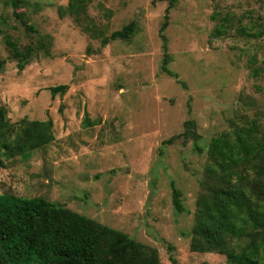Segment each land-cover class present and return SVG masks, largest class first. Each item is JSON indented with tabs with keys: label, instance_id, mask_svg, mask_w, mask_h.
I'll return each instance as SVG.
<instances>
[{
	"label": "rangeland",
	"instance_id": "rangeland-1",
	"mask_svg": "<svg viewBox=\"0 0 264 264\" xmlns=\"http://www.w3.org/2000/svg\"><path fill=\"white\" fill-rule=\"evenodd\" d=\"M68 3L20 0L15 9L0 0V106L14 123L51 117L55 133L28 156L0 155V193L45 198L121 230L156 248L161 264H226L191 251V229L212 138L252 121L264 131V0H176L164 33L177 78L161 68L167 0H91L88 17L103 35L136 25L106 46L64 11ZM5 33L21 48L41 35L51 55L40 51L20 70ZM60 84L69 88L53 95ZM188 119L202 152L191 139L163 143Z\"/></svg>",
	"mask_w": 264,
	"mask_h": 264
},
{
	"label": "trees",
	"instance_id": "trees-1",
	"mask_svg": "<svg viewBox=\"0 0 264 264\" xmlns=\"http://www.w3.org/2000/svg\"><path fill=\"white\" fill-rule=\"evenodd\" d=\"M15 9L20 0H11ZM91 0H69L67 13L83 31L101 37V46L111 40H128L135 33V22L110 36L97 30L88 16ZM169 5L161 27L163 40L162 70L178 77L169 67L171 56L164 33L171 8ZM61 11V15L63 12ZM17 18L28 30L38 31L15 10ZM85 18V19H84ZM84 19V20H83ZM1 32V31H0ZM3 39L20 70L34 54L50 56L48 42L39 36L38 44L21 48L9 33ZM67 84L50 87L51 93L64 94ZM87 124H91L86 118ZM258 122L232 126L212 138L207 154L203 192L197 200L195 223L191 229L193 252L218 253L226 264H264V131ZM178 138L192 140L202 152L195 120L188 119ZM55 140L54 121L23 118L12 122L5 106H0V155L6 159L28 156ZM173 203L177 212H185L181 191L171 181ZM173 264H177L174 256ZM0 264H161L156 248L130 237L125 232L101 224L92 218L41 197H23L11 192L0 193Z\"/></svg>",
	"mask_w": 264,
	"mask_h": 264
}]
</instances>
